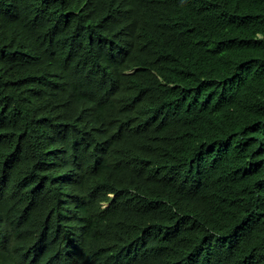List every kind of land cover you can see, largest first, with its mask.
<instances>
[{"label":"trees","instance_id":"1","mask_svg":"<svg viewBox=\"0 0 264 264\" xmlns=\"http://www.w3.org/2000/svg\"><path fill=\"white\" fill-rule=\"evenodd\" d=\"M0 28V264H264V0H0Z\"/></svg>","mask_w":264,"mask_h":264},{"label":"bare ground","instance_id":"2","mask_svg":"<svg viewBox=\"0 0 264 264\" xmlns=\"http://www.w3.org/2000/svg\"><path fill=\"white\" fill-rule=\"evenodd\" d=\"M44 6V5H43ZM46 16V15H45ZM45 18V17H44ZM43 21V20H42ZM1 29V28H0Z\"/></svg>","mask_w":264,"mask_h":264}]
</instances>
